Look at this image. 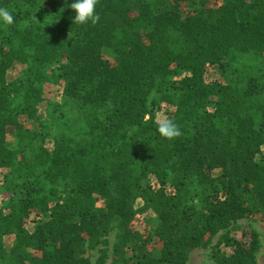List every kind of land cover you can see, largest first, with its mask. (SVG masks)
I'll return each mask as SVG.
<instances>
[{
    "label": "trees",
    "instance_id": "trees-1",
    "mask_svg": "<svg viewBox=\"0 0 264 264\" xmlns=\"http://www.w3.org/2000/svg\"><path fill=\"white\" fill-rule=\"evenodd\" d=\"M0 8V264H108L114 230L109 264H188L221 233L215 264H258L230 229L264 221V0Z\"/></svg>",
    "mask_w": 264,
    "mask_h": 264
},
{
    "label": "rangeland",
    "instance_id": "rangeland-1",
    "mask_svg": "<svg viewBox=\"0 0 264 264\" xmlns=\"http://www.w3.org/2000/svg\"><path fill=\"white\" fill-rule=\"evenodd\" d=\"M105 57H108L109 60L113 58L112 53H105ZM223 70L219 68H214L211 73V78L213 79H221L223 77ZM60 89L56 86H49L46 89V96L49 99H59ZM232 234H234L236 237H243V235L251 230H254L260 234V238L262 241L263 248L261 252L258 255V264H264V221L259 219L258 216L255 217V220L252 218L249 219H244L236 223L231 229ZM115 236H116V230L112 231V233L109 235L108 240H109V255L110 259L108 261V264L111 263L112 261V251L114 247V242H115ZM223 234H218L212 242V245L209 248H199L194 250L189 257L188 264H215L213 257H212V247L213 246H219L220 241L222 239ZM11 244H8L10 246ZM11 247V246H10ZM223 247V246H222ZM226 252H229L225 250ZM127 256L129 258H132V252L129 250L126 252ZM92 263L95 264L97 258L99 257V253L97 251H91L89 253ZM135 261V259H133Z\"/></svg>",
    "mask_w": 264,
    "mask_h": 264
},
{
    "label": "clouds",
    "instance_id": "clouds-1",
    "mask_svg": "<svg viewBox=\"0 0 264 264\" xmlns=\"http://www.w3.org/2000/svg\"><path fill=\"white\" fill-rule=\"evenodd\" d=\"M67 8L72 9L75 15L72 17L73 24H95L100 20V16L96 11L97 0H64ZM13 14L5 8H0V22L11 24L13 22ZM160 134L168 139L178 136L179 129L171 121L163 123L159 127Z\"/></svg>",
    "mask_w": 264,
    "mask_h": 264
}]
</instances>
